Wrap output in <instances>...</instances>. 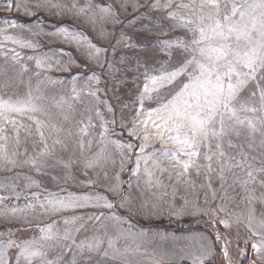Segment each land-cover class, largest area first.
I'll use <instances>...</instances> for the list:
<instances>
[{
	"label": "snow or ice",
	"instance_id": "snow-or-ice-1",
	"mask_svg": "<svg viewBox=\"0 0 264 264\" xmlns=\"http://www.w3.org/2000/svg\"><path fill=\"white\" fill-rule=\"evenodd\" d=\"M8 6L21 7L19 3L13 5L10 0ZM36 6L40 7L39 4ZM52 7L64 9L67 5L54 3ZM152 7L165 10V18L171 21L167 30H183L185 36L160 41L163 45L161 50L166 55L171 58L175 52L178 58L175 64L162 67L158 75L145 72L146 82L138 98L141 110L132 122L129 135L140 136L136 127L139 124L145 128L144 141L154 135L162 145L172 144L174 147L159 149V155L157 150L143 157L137 155L133 175L139 177L143 161L145 185L152 188L158 187L160 182L153 181L155 173L147 167L150 160L162 173L167 168L161 166V161L168 160L170 167L181 169L175 175L178 178L186 177L185 183L191 184H195L189 175L192 169L199 174L201 167H204L216 172L221 180L225 178V170L232 172L233 169H240L242 175L234 173L230 187L239 184L247 199L264 203V0H230V11L227 12H222L220 0H164L163 3L155 0ZM72 9H76L77 15L92 11L93 15L89 17L92 25L97 23L95 9L99 10L100 21L111 16L113 22H119L111 5L93 6L88 0L84 7H78L73 0ZM25 11L31 12L27 7ZM10 27L15 28L16 25ZM160 31L163 33L165 30ZM0 35L21 48L36 47L30 40L8 35L6 29H0ZM57 35L62 36L66 43L74 42L80 49L87 48V57L95 59L98 64L100 54L106 51L81 32L70 33L67 29H61ZM20 59L19 53L12 57L15 63H19ZM28 59L35 60L37 69L51 67L47 63L50 57L30 56ZM62 67L67 70V66ZM11 71L14 75L8 76L0 83V87H11L13 79L27 72L28 68L21 64L19 71L15 68ZM36 75L39 76V73ZM43 83L40 81L35 89L29 86L24 95H0V170L10 171L28 166L36 173L45 174V169L63 166L68 170L63 178L67 183L74 179L70 171L74 161L71 158L65 161L58 156L57 147L67 151L74 144L81 153L86 149L91 150V130L96 125L92 122V116H89L86 121H78L80 126L75 132L65 127L70 115L64 111V107L66 105L67 109L72 110V105L63 97H53V103L50 106L46 104V97L41 90ZM165 88L169 89L170 98L159 102L160 90ZM72 92L71 99L78 100L75 84ZM89 95L96 97V92L90 90ZM146 100H157V106H149L145 110ZM53 108L58 112L53 113ZM108 111L112 112L111 106H108ZM94 115L101 121L97 141L100 147L84 161L85 169H97L87 185L105 187L106 192L118 196L119 200L114 203L107 195L94 190L79 195H60L42 188L41 183L28 174L17 173L13 177H5L7 182H0V188L15 193L16 199L21 195L17 191L20 187L17 181L21 177L25 181L23 189L35 188L37 191L32 192L33 200L23 208L0 207V217L26 220L24 214L37 207L44 216L70 214L60 216L62 227L58 226L60 221L57 220L38 225L39 236L29 239H20L11 229L0 231V264H10V250H15L16 264H131L128 257L139 251V245L133 248L127 241L134 242L138 235L143 234L124 233L117 229L109 231V222L118 224L124 220L117 212L78 211L89 208L113 209L117 204L121 208L132 207L131 192L126 193L122 189L119 173L106 185L102 179H109L108 165L116 163L113 153L109 151L110 144L119 150L121 170L127 159L124 149L131 151L136 146L111 140L112 130L108 124H114L115 120L107 121L98 109ZM17 116L31 123L25 124L23 119L17 120ZM149 123L154 131L147 130ZM9 124L13 127L11 138L5 127ZM21 130L25 133V140L35 137L31 152L27 147L22 151L19 148ZM146 146V143L138 146L141 153ZM230 149L235 151L230 152ZM201 158L205 162L203 165L199 163ZM214 162L220 166L218 171L213 168ZM171 175L169 173V177ZM52 179L59 182L56 176ZM128 187L132 188L131 182ZM6 199L8 197L0 196V204ZM184 213L185 209L180 207L173 214L181 216ZM220 222L227 227L226 222ZM259 226L264 230V218ZM253 235L261 236V240L251 247L257 253L264 252V231L253 232ZM219 239L217 235L216 240ZM199 240L204 241L205 238L200 237ZM200 250L199 255L193 256V264H205L212 254L210 245L201 243ZM223 255L227 259V245L223 248Z\"/></svg>",
	"mask_w": 264,
	"mask_h": 264
},
{
	"label": "rangeland",
	"instance_id": "rangeland-1",
	"mask_svg": "<svg viewBox=\"0 0 264 264\" xmlns=\"http://www.w3.org/2000/svg\"><path fill=\"white\" fill-rule=\"evenodd\" d=\"M10 2L13 5L19 3L21 7L9 8L8 0H0V29H6L8 35L30 40L36 47L21 48L11 41L4 40L3 35H0V83L8 76L14 75L11 71L13 68L19 71L21 64L28 68L27 72L13 79L11 87H0V95L13 97L16 94L24 95L29 86L35 89V86L43 81L41 90L46 97L44 101L46 104L50 106L53 97L56 99L63 97L72 105V110L67 109L66 105L64 107V111L70 115L65 127H70L75 132L80 126L78 121H86L92 116L96 128L91 130L93 140L91 150L86 149L81 153L74 144L70 145L67 151L57 147L58 156L65 161L70 158L74 161L70 169L74 179L67 183L63 178L68 170L63 166L45 169V174L36 173L28 166L13 168L10 171L0 170V182H7L5 177H13L17 173L28 174L40 182L42 188L58 192L60 195L67 193L79 195L94 190L107 195L114 203L117 202L119 197L106 192L105 187L93 188L87 185L89 178L94 177L97 171V169H85L84 161L100 147L97 141L98 133L101 131L99 127L101 121L94 115L95 110L98 109L107 121L115 120L114 124H108L112 130L111 140L136 146L131 151L124 149L127 159L121 170L119 150L115 145L110 144L109 151L113 153L116 163L108 165L109 179H102V183L106 185L112 182L116 173H119L123 182L122 189L126 193L131 192L132 207L121 208L117 204L113 209L89 208L78 211L117 212L124 217V220L118 224L109 222V231L117 229L124 233L129 231L133 234L142 233L143 235H138L134 242L127 241L133 248L139 245V251L128 257L131 264H193V256L200 254L201 243L212 248L213 257L207 259L205 264H264V252L257 253L251 247L253 243L261 240V236L253 235V232L264 231L259 226L261 219L264 218V203L247 199L239 184L230 187L233 184L234 173L242 175L240 169H233L232 172L225 170L223 180L218 178L216 172L204 167H201L199 174L192 169L189 175L195 184H191L185 183L186 177L178 178L175 175L181 169L170 167L168 160L161 161V166L167 168L163 173L159 168L154 167L150 160L147 167L155 173L153 181L160 182L158 187L152 188L145 185L143 161L139 177L133 175L132 170L136 167L137 155L143 157L154 150H157L159 155V149L174 147L172 144L162 145L160 139L154 135H150L148 140L144 141L142 137L145 128L139 124L136 127L140 136L129 135V129L133 127L132 122L137 119L136 114L141 110L138 98L146 82L145 72L158 75L162 67L175 64L178 58L175 52L171 58L166 55L161 50L163 45L160 41L170 37L185 36L183 30H167L171 21L165 18V10L152 7L155 0H91L93 6L111 5L119 21L113 22L111 16L100 21L99 10L95 9L97 23L92 25L89 17L93 12L77 15L76 9H72L73 0H50V2L49 0H10ZM75 2L78 7H84L88 0H75ZM163 2L164 0H160V3ZM220 2L222 12L230 11V0H220ZM54 3L67 5V8H53ZM37 4L40 7H37ZM25 7L31 12L25 11ZM12 24L16 27H10ZM61 29H67L70 33L81 32L97 47L106 49L99 56L100 63L87 57V48L80 49L74 42L66 43L62 36L57 35ZM161 29L165 31L162 33ZM15 53L20 55L19 63L12 60ZM30 56L50 57L47 63L51 67L37 69L35 60L28 59ZM62 66H67V70H63ZM37 72L39 76L36 75ZM74 84L79 93L78 100L71 99ZM90 90L96 92V97L89 95ZM168 98H170L169 89H161L159 102ZM157 103V100H146L145 110L149 106L156 107ZM108 106H111L112 112L108 111ZM52 111L58 112L54 108ZM16 119H23L25 124L31 123L19 116ZM5 127L11 138L12 125ZM147 130L154 131L150 123ZM20 136L22 141L20 150L27 147L31 152L35 137L25 140L23 130ZM142 143L147 145L143 153L138 147ZM199 163L201 165L205 163L203 158ZM219 167V164L213 163V168L217 171ZM169 173H172L171 177ZM53 176H56L59 182L53 181ZM129 182L132 183L131 189L128 187ZM17 183L20 185L17 188V191L21 192L20 198L16 199L15 193L10 190L0 188V196L8 197L0 207L7 205L9 208H23L33 200L32 192L37 189H23L25 181L22 177ZM61 189L65 191L62 192ZM180 207L185 209V213L181 216L173 214L174 210ZM69 214L44 216L37 207L34 211L29 210L24 214L26 220L0 217V231L11 229L20 239H29L39 236L38 225L43 226L53 220L60 221V216ZM220 221L226 222L227 227ZM58 226H63L62 221ZM217 235L220 237L219 241L216 240ZM200 237H204L205 240L200 241ZM225 245L228 251L227 259L223 255ZM10 264H16L15 250H10Z\"/></svg>",
	"mask_w": 264,
	"mask_h": 264
},
{
	"label": "crops",
	"instance_id": "crops-1",
	"mask_svg": "<svg viewBox=\"0 0 264 264\" xmlns=\"http://www.w3.org/2000/svg\"><path fill=\"white\" fill-rule=\"evenodd\" d=\"M212 257H213V255L211 254V257L209 256L208 260H209L210 258H212ZM208 260H207V261H208ZM205 262H206V261H205Z\"/></svg>",
	"mask_w": 264,
	"mask_h": 264
}]
</instances>
